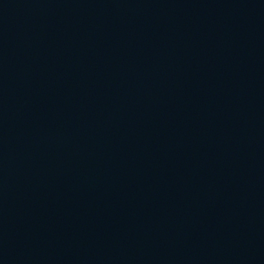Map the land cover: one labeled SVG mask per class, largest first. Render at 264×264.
Instances as JSON below:
<instances>
[{
	"label": "water",
	"instance_id": "obj_1",
	"mask_svg": "<svg viewBox=\"0 0 264 264\" xmlns=\"http://www.w3.org/2000/svg\"><path fill=\"white\" fill-rule=\"evenodd\" d=\"M0 264H264V0H0Z\"/></svg>",
	"mask_w": 264,
	"mask_h": 264
}]
</instances>
